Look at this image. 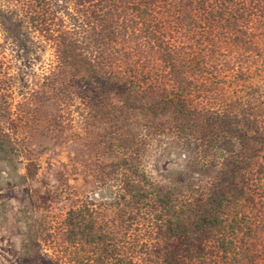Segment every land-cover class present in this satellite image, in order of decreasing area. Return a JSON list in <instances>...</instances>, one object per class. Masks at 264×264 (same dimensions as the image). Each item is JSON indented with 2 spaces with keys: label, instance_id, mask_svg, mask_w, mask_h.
<instances>
[{
  "label": "trees",
  "instance_id": "1",
  "mask_svg": "<svg viewBox=\"0 0 264 264\" xmlns=\"http://www.w3.org/2000/svg\"><path fill=\"white\" fill-rule=\"evenodd\" d=\"M0 33L30 67L52 51L29 93L43 154L78 106L110 156V213L82 202L52 253L23 243L25 264H263L264 0H0ZM164 137L187 169L160 184L144 162Z\"/></svg>",
  "mask_w": 264,
  "mask_h": 264
},
{
  "label": "rangeland",
  "instance_id": "2",
  "mask_svg": "<svg viewBox=\"0 0 264 264\" xmlns=\"http://www.w3.org/2000/svg\"><path fill=\"white\" fill-rule=\"evenodd\" d=\"M4 37L0 33V92L7 96L12 115L11 119L0 118V141L8 149V153H0V264H25L21 260L23 243L34 238L44 251L52 253L49 243L60 241L56 234L63 219L82 202L95 199L100 215L110 213L111 195L106 188L110 156L101 145L105 140L93 133L96 122L83 117L78 106L59 114L64 115L61 121L66 125L61 129L63 137L59 134L52 141V151L43 154L42 145L48 139L42 137L39 114L28 108L29 93L39 89L42 75L52 69L54 57L45 46L39 60L30 67L29 58L18 53ZM248 91L237 88L244 99H248ZM167 138L155 143L145 158V170L155 183H167L170 174L187 169L184 152ZM169 148L177 152L165 160ZM27 167L35 169V175L23 180ZM208 177L202 176L200 182L194 175L190 183L196 189ZM184 196L185 200L192 199Z\"/></svg>",
  "mask_w": 264,
  "mask_h": 264
}]
</instances>
